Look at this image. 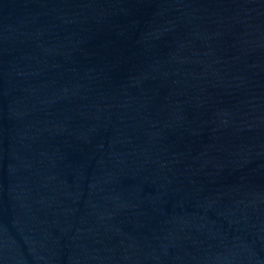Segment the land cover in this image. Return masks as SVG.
Segmentation results:
<instances>
[{
  "label": "water",
  "instance_id": "water-1",
  "mask_svg": "<svg viewBox=\"0 0 264 264\" xmlns=\"http://www.w3.org/2000/svg\"><path fill=\"white\" fill-rule=\"evenodd\" d=\"M0 264H264V0H0Z\"/></svg>",
  "mask_w": 264,
  "mask_h": 264
}]
</instances>
